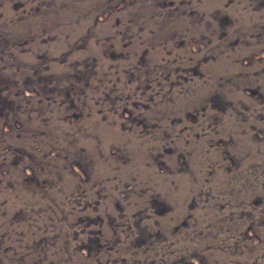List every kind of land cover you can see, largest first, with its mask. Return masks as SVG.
Returning a JSON list of instances; mask_svg holds the SVG:
<instances>
[{
	"label": "rangeland",
	"instance_id": "374dc122",
	"mask_svg": "<svg viewBox=\"0 0 264 264\" xmlns=\"http://www.w3.org/2000/svg\"><path fill=\"white\" fill-rule=\"evenodd\" d=\"M0 264H264V0H0Z\"/></svg>",
	"mask_w": 264,
	"mask_h": 264
}]
</instances>
